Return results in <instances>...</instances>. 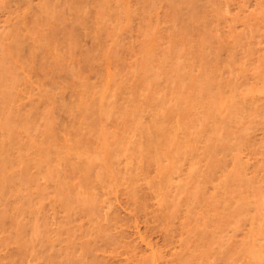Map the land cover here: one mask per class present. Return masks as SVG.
Masks as SVG:
<instances>
[{
	"label": "rangeland",
	"instance_id": "1",
	"mask_svg": "<svg viewBox=\"0 0 264 264\" xmlns=\"http://www.w3.org/2000/svg\"><path fill=\"white\" fill-rule=\"evenodd\" d=\"M0 152V264H264V0H0Z\"/></svg>",
	"mask_w": 264,
	"mask_h": 264
},
{
	"label": "bare ground",
	"instance_id": "2",
	"mask_svg": "<svg viewBox=\"0 0 264 264\" xmlns=\"http://www.w3.org/2000/svg\"><path fill=\"white\" fill-rule=\"evenodd\" d=\"M17 42H18V40H17ZM19 44H20V42H19ZM19 44H18V45H16V48H14V49H15V51H17V53H18V51H20V50H21V49H19V48H22V47H20V46H22V45H19ZM21 44H22V42H21ZM17 49H18V50H17ZM14 53H15V52H14ZM15 56H16V55H15ZM17 56H18V54H17ZM92 106H93V105H92ZM92 106H91V107H92ZM95 108H96V107H95ZM88 110H89V109H88ZM89 111H90V110H89ZM67 149H68V148H67ZM0 153H1V152H0ZM81 158H83V157H81ZM136 158H137V157H136ZM0 160L2 161V160H3V158H1ZM2 162H3V161H2ZM0 163H1V162H0ZM2 172H3V171H2ZM1 174H2V173H1ZM8 179H9V178H8ZM6 184H7V183H6ZM2 185H3V184H2ZM258 244H259V243H258ZM258 244H257V245H258ZM256 248H257V247H256ZM247 249H248V248H247Z\"/></svg>",
	"mask_w": 264,
	"mask_h": 264
}]
</instances>
